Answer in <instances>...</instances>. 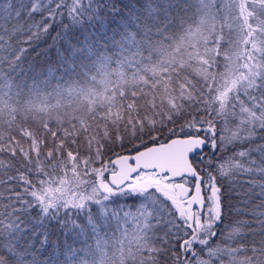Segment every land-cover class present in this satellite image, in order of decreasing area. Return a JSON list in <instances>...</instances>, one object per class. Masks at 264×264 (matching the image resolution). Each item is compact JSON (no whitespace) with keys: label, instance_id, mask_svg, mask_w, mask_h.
I'll return each mask as SVG.
<instances>
[{"label":"snow or ice","instance_id":"obj_1","mask_svg":"<svg viewBox=\"0 0 264 264\" xmlns=\"http://www.w3.org/2000/svg\"><path fill=\"white\" fill-rule=\"evenodd\" d=\"M0 264H264V0H0Z\"/></svg>","mask_w":264,"mask_h":264},{"label":"trees","instance_id":"obj_2","mask_svg":"<svg viewBox=\"0 0 264 264\" xmlns=\"http://www.w3.org/2000/svg\"><path fill=\"white\" fill-rule=\"evenodd\" d=\"M231 203L234 204V203H236V201L233 200V201H231ZM241 218H243V217H241ZM234 219H236L235 210H233V213L231 215L226 216L225 223L227 224L230 220H234Z\"/></svg>","mask_w":264,"mask_h":264},{"label":"rangeland","instance_id":"obj_3","mask_svg":"<svg viewBox=\"0 0 264 264\" xmlns=\"http://www.w3.org/2000/svg\"><path fill=\"white\" fill-rule=\"evenodd\" d=\"M41 63H44L43 59L41 60ZM45 67H47V64H45Z\"/></svg>","mask_w":264,"mask_h":264}]
</instances>
